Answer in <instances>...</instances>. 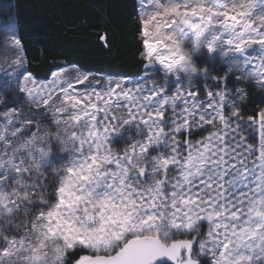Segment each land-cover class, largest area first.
Instances as JSON below:
<instances>
[{"label": "snow or ice", "instance_id": "1", "mask_svg": "<svg viewBox=\"0 0 264 264\" xmlns=\"http://www.w3.org/2000/svg\"><path fill=\"white\" fill-rule=\"evenodd\" d=\"M138 9L144 71L103 86L75 65L38 84L0 34L2 89L37 110L0 96V264H264V108L238 103L264 92V0Z\"/></svg>", "mask_w": 264, "mask_h": 264}, {"label": "trees", "instance_id": "2", "mask_svg": "<svg viewBox=\"0 0 264 264\" xmlns=\"http://www.w3.org/2000/svg\"><path fill=\"white\" fill-rule=\"evenodd\" d=\"M12 1L27 69L36 77L46 79L68 64L124 77L144 71L138 0ZM3 14L0 17L5 19ZM104 34L107 46L100 40ZM249 99L243 107L254 113L259 103Z\"/></svg>", "mask_w": 264, "mask_h": 264}, {"label": "rangeland", "instance_id": "3", "mask_svg": "<svg viewBox=\"0 0 264 264\" xmlns=\"http://www.w3.org/2000/svg\"><path fill=\"white\" fill-rule=\"evenodd\" d=\"M4 2H5V0H0V12L4 13L3 15L6 16L5 19H2L0 17V34H2L4 31H7L8 30L7 26L10 25V24H11L12 28L17 33V26H16V23H15V16H14L13 4H12L13 1L11 0V2H9V3H6V2L4 3ZM22 54L25 57L23 49H22ZM13 55H14L13 52H11L10 50H5L2 46H0V58H3L5 60H7V59L11 58ZM73 65L78 66L76 64H72V65L68 64L66 66L61 67L60 69L53 70L51 75H50V77H48L46 79L45 78H38V77H36L33 73H31L27 69L26 58H25V68L27 69L28 72H30L32 74V76L36 79L38 84L48 83L49 81H51L53 73L58 72V71H60L62 69H64V70L69 69ZM200 66L201 67H206L208 69V71L212 75L221 74L224 71V69H225V65L222 64L219 60H217V62L214 63V64L210 63L208 61H204V62H202L200 64ZM80 69L82 71H84V72H89V71L83 70L82 68H80ZM90 73H92V77L91 78H93L94 80H99L100 86H103L105 81L108 80V79L119 80V79H125V78H128V79H135L136 78V77H124V76L106 75V74H101V73H97V72H90ZM3 79H4L3 73L0 72V96L4 97L5 103H8V101L11 100V99H15L18 104L24 105L25 110L37 111L35 109H31V107L25 103V101L23 100L22 96H17L15 94V92H13V91L4 92L3 89H2ZM238 86L245 88V90L248 93L245 102H239L238 101V103H241V105H242L241 106V112H242V114L245 115V119L247 118V115H253L255 113V112L253 113L252 109L243 107V103H246L248 100H250L249 99L250 96L252 98H256V99H251V102L259 103L258 108H256L257 110L260 109V108H264V92H261L258 88H256L252 84H241V85H238ZM78 87H82V86H78ZM228 88L229 89H233L234 88V84L230 82L228 84ZM13 106H15V105L9 104V107H13ZM3 108H4V105L0 104V111H2ZM226 112H227V110H226ZM37 119L40 120L41 131H43V129L48 126L47 125V121L42 119L41 117H37ZM33 131H35V128H33ZM243 134L247 137V142L248 143H255L253 135H250V130L249 131H245ZM207 135H208L207 132H203L200 135H194L192 140L193 141H198V140L203 139V137L207 136ZM114 147H115L116 150H119L120 148L123 147V145L122 144H117V145H114Z\"/></svg>", "mask_w": 264, "mask_h": 264}]
</instances>
